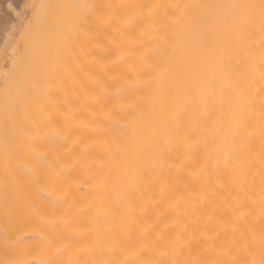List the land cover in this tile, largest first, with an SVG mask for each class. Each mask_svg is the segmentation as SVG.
<instances>
[{
	"label": "bare ground",
	"instance_id": "1",
	"mask_svg": "<svg viewBox=\"0 0 264 264\" xmlns=\"http://www.w3.org/2000/svg\"><path fill=\"white\" fill-rule=\"evenodd\" d=\"M67 1L7 68L45 0H0V264H264V0Z\"/></svg>",
	"mask_w": 264,
	"mask_h": 264
},
{
	"label": "rangeland",
	"instance_id": "2",
	"mask_svg": "<svg viewBox=\"0 0 264 264\" xmlns=\"http://www.w3.org/2000/svg\"><path fill=\"white\" fill-rule=\"evenodd\" d=\"M27 3H29V1ZM38 3L39 2L35 3V5L36 4L38 5ZM9 4L12 5V3H9ZM11 7H13V8H10V6H9L8 11L11 12L12 14L17 15L15 17H18V15H20V14H16L15 11L13 13L11 11V10H14V5L11 6ZM31 7H33V8H31ZM36 7H38V6H36ZM39 7H41V8L34 9V6H30V10L32 12L29 10L28 12H24L23 13V15L25 13H29L31 15H29V14L28 15H24V17H23V15L21 14L22 15L21 19L24 18L22 21H24L25 20V17H27L26 20L24 21L25 23H23L22 21H20L21 19H19V17L21 15L18 17V19H19V22L18 23H20V22L21 23L18 24V25L16 24V27L15 28L13 27L14 29L11 30L12 31L11 34L12 33H16V34H14V37H13L14 40H13L12 37L9 39V41L11 40V43L12 44L9 45V43L7 41L5 42V44L8 43V45L7 44L6 45L10 47L11 53H9L10 52L8 50L9 47L7 48V46L3 45L4 47L2 46L3 49L1 48V52H2V50L4 51L5 48H7L5 51L8 50L5 53L2 52L3 54H7V53L8 54H12L13 56H15V57L19 58L20 60H22V55H23V54L21 55L22 52L24 53V52H26V50L28 51V49L31 48V45L32 46L35 45L34 43H36V45H38V43L41 42V41H43L44 39H45L46 43L49 46L52 45V44H54V43H58V44H56L57 46L56 45H53V47L54 46L58 47V45H59V48L61 46H64V49H65V44H64L65 41H63V30L66 28L65 20H66L67 14H68V1L67 0H45V2H41V5ZM15 10L16 11L18 10L17 11L18 13L20 11L19 9H15ZM22 24L24 25V28H23V26H20ZM18 27L19 28L22 27L21 30L18 29ZM19 31H20V33L23 32V33H21L23 36L20 33H18ZM30 32H32V34H30ZM59 32H60V34H59ZM29 35H30L31 38L28 39ZM15 36H16V38H15ZM24 36L25 37L28 36V37L25 38ZM9 37H10V35H9ZM23 43L25 44V47H26V44H27V48L26 49H24L25 47L23 46L24 45ZM16 44H18V46ZM51 48H50V50H52ZM15 49H18V50H15ZM34 49H35V47H34ZM56 50H59V49L56 48ZM53 52L55 53V49H54V51H52V56L49 54V53H51V51L48 52L49 55L47 54L48 57H45V59H44V63L45 64L44 65L46 66L47 69L48 68H51V69L52 68H55L54 73L56 71H58L55 76H53L51 74L53 76L51 78H53L54 80L56 79L57 80V83H59L58 85H60L64 81V72L63 71H64V68H65L64 66L66 64V62H65L66 59L64 58V57H66V55H64V54H67V53H66L65 50L61 51L62 53L65 52L64 54L61 53V54H57L56 55ZM2 53H1V55H3ZM26 53H25V56H26ZM56 53H59V52L56 51ZM8 54H7V57L5 56L6 57L5 60L7 59L8 60V63L6 62L7 60L6 61L4 60V61L0 62V66H2L4 62H6L7 64L6 63L5 64L7 65V68L9 67L10 59H8V58H10L11 55L9 56ZM18 55L21 56V57H19ZM0 58H2V57H0ZM3 59H4V55H3ZM25 59H26V57H25ZM25 59H24V61H25ZM6 65H4L5 67L3 66V71L4 72L2 71L3 74H0V76H3V77H7L8 76V71L6 70L7 69L6 68ZM49 71H48V73L45 74V75H47L46 76V79H47V77L50 78V76L48 75L49 74ZM51 72L52 71H50V73ZM46 79H45V81L48 80V79L47 80ZM0 82H1V80H0ZM46 85H45V87H46ZM58 96H60V95H58ZM36 102H37V100H36ZM35 105H36V103H35ZM18 106H19V104L16 101L13 104H10V105H8L6 103L5 91L0 86V143L4 139H6L10 134H13L12 131H15V124L17 123V115L19 113L18 112ZM33 106H32V110L34 108H36V106H38V108H39V104H37L35 107H33ZM43 107H44V109H42L40 107V109L43 110V111H40V113L37 112V111L36 112L33 111L34 115H33V120L32 121L33 122H37L38 124L40 122H42L43 123V131L46 132V131L49 130V128L47 126L49 124L50 118H55V116H56L55 114L52 115L49 112L50 111H55L56 114L58 112H61L62 111V102H61V100H59V102H57V101H55V102H48L47 101V103H46V101H44ZM32 110H31V112H32ZM35 113H39V115H38L39 119L38 120H35V119H37V116H36L37 114H35ZM35 116H36V118H35ZM31 125H34V123L33 124L31 123ZM31 128H32V126H31ZM3 171H4L3 165H2V163H0V176L3 173Z\"/></svg>",
	"mask_w": 264,
	"mask_h": 264
}]
</instances>
